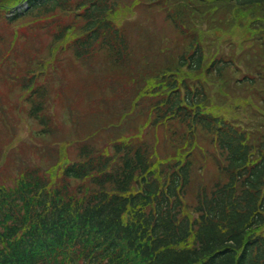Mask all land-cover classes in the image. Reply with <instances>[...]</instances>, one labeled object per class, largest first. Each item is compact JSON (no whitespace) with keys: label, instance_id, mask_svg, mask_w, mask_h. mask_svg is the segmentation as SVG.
I'll list each match as a JSON object with an SVG mask.
<instances>
[{"label":"trees","instance_id":"trees-1","mask_svg":"<svg viewBox=\"0 0 264 264\" xmlns=\"http://www.w3.org/2000/svg\"><path fill=\"white\" fill-rule=\"evenodd\" d=\"M29 1L25 14L32 18L55 6L70 9L83 19L88 46L102 33L107 50L117 37L126 48L115 23L119 0ZM223 1L220 5L236 10L235 28L246 30L240 40H229L228 48L236 56L249 33L257 49L243 62L249 74L235 82L243 90L235 96L227 89L234 56L212 45L220 33L202 27L197 15L198 4L204 5L200 15L212 14L216 6L209 0H166L171 18L180 29H190V36L171 40L158 57L166 66L144 75L148 117L159 134L153 140L143 139L141 130L138 138L119 135L110 155L84 146L82 160L58 174L80 180L97 172L98 182L111 184L112 194L91 197L80 189L79 198L47 190L33 171L13 188H0V264H53L44 258L50 242L64 245L68 261L62 264H264V155L263 164L252 167L235 122L240 113L264 107L258 104L264 103V0ZM245 20L248 24H242ZM158 39L159 47L169 40ZM162 130L166 146L158 143ZM239 169L247 178L234 176Z\"/></svg>","mask_w":264,"mask_h":264},{"label":"rangeland","instance_id":"rangeland-1","mask_svg":"<svg viewBox=\"0 0 264 264\" xmlns=\"http://www.w3.org/2000/svg\"><path fill=\"white\" fill-rule=\"evenodd\" d=\"M2 1L4 2L5 0ZM119 1L117 18L120 19L124 27H127L124 24L127 23L137 28V34L132 36L137 38L140 43V47L135 53V67L142 72V68L148 69L157 63H162L163 61L158 59V57L165 55V47L171 46V40L173 44L182 38L181 36L183 35L182 29L176 28L168 18V15L172 12L171 4L166 2V0ZM69 20L70 17L57 12L39 19L18 20L13 24L12 28L17 33L20 43L27 37L33 36L27 47L31 48L32 53L43 57L49 53L46 43H49L50 38L44 35V30L42 29L44 24L47 25L45 31L49 34L57 26L64 25ZM8 26L10 27L11 25ZM162 36L169 40H164L161 47H159L158 38ZM223 37L236 42L241 38L240 30L235 32L234 35L230 33ZM228 46L226 44V49L223 50V53L225 52L228 57L233 59V49L228 48ZM252 47L253 51L257 50L252 42L249 41L234 56L239 67H242V63L249 58ZM7 48L4 42L0 43V174H9L10 172L9 166H4L5 158L10 153L16 155V158L13 159L14 162H24V154L21 157L20 152L25 151L28 144H38L35 141L37 130L41 127L44 128L49 122L51 123L49 114H55L50 128L57 142L69 140L71 147H73V150L70 147L67 149L65 158L74 160V146L77 141H80L77 136L90 134L91 128L95 125H99L101 128L106 126L103 123L106 117L105 114L97 111L99 109L98 105H100V103H97L100 99L95 96L97 91H95V94H89L87 85H85L88 82L87 77L91 75V72L83 68L87 64H82L84 61L79 60L80 64L75 63L76 68L72 66L73 69H71L69 66H71L72 60L76 56L73 52H70V49H64L58 53L59 61L56 60L57 63L46 65L40 61L36 64V67L31 68L30 75L34 74V78L26 85L25 58L27 54L25 50H16L22 56L19 59V63L16 64L12 54L7 53ZM63 59L69 60V65L60 64ZM238 59H241L242 62H239ZM165 65L166 62L162 66ZM243 70L241 69L240 71ZM229 75V78H231V73ZM12 78L16 81L14 84H12ZM136 84H138L136 80H131L127 83V86L133 87ZM44 86L46 95L39 101L37 98L38 89ZM84 87L85 89H83ZM229 89L236 96V92L241 90V87L236 88L234 84H231ZM14 99H17V105H14ZM114 103L121 105L118 100L113 101L111 104L113 105ZM34 111L39 113V119L31 116L30 113ZM92 112L93 114L90 115ZM41 113H44V123H40ZM135 115L136 113H132L129 118L135 117ZM31 118H33L36 127L30 126ZM76 123H80L82 127L81 130L74 132ZM67 124L70 125V129ZM45 139L49 142V139L46 137ZM47 148L45 151H49ZM26 160H30V156L26 155ZM28 164L29 162L24 163V165ZM37 164L40 163L37 162Z\"/></svg>","mask_w":264,"mask_h":264}]
</instances>
